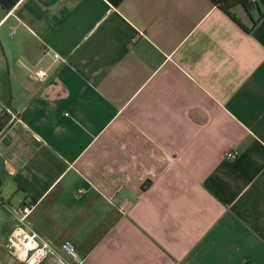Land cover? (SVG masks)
Segmentation results:
<instances>
[{
  "label": "crops",
  "instance_id": "1",
  "mask_svg": "<svg viewBox=\"0 0 264 264\" xmlns=\"http://www.w3.org/2000/svg\"><path fill=\"white\" fill-rule=\"evenodd\" d=\"M263 11L0 0V264L23 204L85 264H264Z\"/></svg>",
  "mask_w": 264,
  "mask_h": 264
},
{
  "label": "built area",
  "instance_id": "2",
  "mask_svg": "<svg viewBox=\"0 0 264 264\" xmlns=\"http://www.w3.org/2000/svg\"><path fill=\"white\" fill-rule=\"evenodd\" d=\"M252 3L258 0H250ZM55 55V58H58ZM40 75V74H39ZM9 116V122L17 118L10 107H4L3 112ZM1 135V134H0ZM225 157L228 161H235L237 154L226 151ZM78 194L83 193L78 190ZM34 205L23 204L12 210L16 220V227L8 238V245L12 249L15 259L21 264H85V258L81 256L75 245L70 240H65L60 246H54L50 241L36 231L29 221V216ZM127 203L122 209H127Z\"/></svg>",
  "mask_w": 264,
  "mask_h": 264
},
{
  "label": "trees",
  "instance_id": "3",
  "mask_svg": "<svg viewBox=\"0 0 264 264\" xmlns=\"http://www.w3.org/2000/svg\"><path fill=\"white\" fill-rule=\"evenodd\" d=\"M219 9H221L223 12L231 16L234 20L237 21V19L232 15L231 9L234 7V5H242L246 9L252 6H258L259 4L264 5V0H258L259 2L252 3L250 0H211ZM264 14V11H263ZM262 14V15H263Z\"/></svg>",
  "mask_w": 264,
  "mask_h": 264
}]
</instances>
